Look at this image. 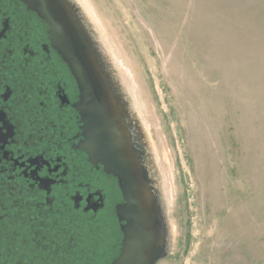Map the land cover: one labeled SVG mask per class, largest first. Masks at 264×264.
Here are the masks:
<instances>
[{
  "label": "rangeland",
  "instance_id": "obj_1",
  "mask_svg": "<svg viewBox=\"0 0 264 264\" xmlns=\"http://www.w3.org/2000/svg\"><path fill=\"white\" fill-rule=\"evenodd\" d=\"M141 133L159 264H264V0H69Z\"/></svg>",
  "mask_w": 264,
  "mask_h": 264
},
{
  "label": "flooded vegetation",
  "instance_id": "obj_2",
  "mask_svg": "<svg viewBox=\"0 0 264 264\" xmlns=\"http://www.w3.org/2000/svg\"><path fill=\"white\" fill-rule=\"evenodd\" d=\"M49 30L22 0H0V264H111L127 201L85 147L78 84Z\"/></svg>",
  "mask_w": 264,
  "mask_h": 264
},
{
  "label": "water",
  "instance_id": "obj_3",
  "mask_svg": "<svg viewBox=\"0 0 264 264\" xmlns=\"http://www.w3.org/2000/svg\"><path fill=\"white\" fill-rule=\"evenodd\" d=\"M22 1L48 23L53 46L77 81L86 149L123 187L127 203L117 213L126 224L121 251L111 264H159L167 252L165 218L148 176L146 149L142 158L130 136L118 83L69 0Z\"/></svg>",
  "mask_w": 264,
  "mask_h": 264
}]
</instances>
